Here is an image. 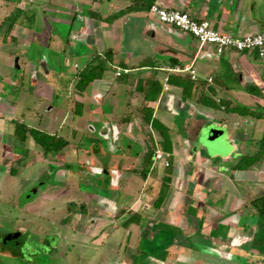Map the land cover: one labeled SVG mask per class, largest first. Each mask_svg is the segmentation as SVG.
I'll return each mask as SVG.
<instances>
[{
  "label": "crops",
  "instance_id": "0c3cea01",
  "mask_svg": "<svg viewBox=\"0 0 264 264\" xmlns=\"http://www.w3.org/2000/svg\"><path fill=\"white\" fill-rule=\"evenodd\" d=\"M108 2L112 4L111 1ZM108 2L106 0L98 2L103 17L135 4L137 1L120 0V3H115L117 7L108 6ZM154 3L168 9L188 12L195 19H208L215 29L233 35H245L264 29V0H154ZM85 5L88 11L82 14L75 9L71 11L68 7L67 12H70L73 20L69 23L65 22L69 36L66 45L61 44L60 46L59 44L58 48L63 52L64 62L68 65L69 56H76L79 53L76 47L84 45L92 49V52L83 54L86 55L87 61L96 54L104 57L105 51L111 50L113 53L111 65L114 69L116 67L129 68L130 72L119 77L115 73L114 80L107 78L104 72L102 77L92 81L82 93L69 91V99H75L81 106H84L83 114L87 116L89 123L84 133L86 129L88 133V130H92L91 136L90 134L84 135L88 140L91 139V147L89 149L80 148V150L85 153L90 150L95 157L100 159L98 167H101V174L93 175V178L100 179V183L98 180L97 182L82 180L83 183L90 184V186L92 184L94 188L105 187L122 191L115 201L99 195L101 201L104 199L115 205H120L124 200H129L127 205L132 201L133 204L139 201L142 192L132 196L133 190L125 183L126 174L136 177L138 182L139 176L143 178L139 172H136V169L142 166L150 139L154 141L156 150L165 151L160 133L152 129L150 124L143 119L141 120L148 129L146 135L148 137L143 140L145 148L142 147L143 145L140 146L135 139L124 134L123 130L130 129L135 124L137 119L134 118L135 112L139 111V106H151L154 110L153 114L169 128L173 145L171 156L175 159L180 148L183 152H181L180 161L172 159L174 162H172L171 177L174 187L170 195L171 187H169L160 207H155L154 203H146L139 210L129 207L128 211H131V215L139 214L142 219L139 224L134 222L127 227L121 226L126 229L123 233L118 230L105 229L102 233H93L89 230L83 235H88L91 241H97L99 247L102 248L107 241L114 240L113 244L117 249L114 250L116 251L114 253L115 262H127V258H130V264H197V262L236 264L230 258L223 259L219 256L220 252L245 254L251 245H247L244 240L242 243L241 241L236 243L235 240L242 238L247 240V235L250 236L252 233L247 229L250 228L248 222L235 225L236 217L240 215V212L231 210L235 206H244L245 201L239 204L234 201L230 203L232 208L226 209L227 199L230 196L235 197L239 194V197H242L251 193L254 185H264V159L247 169L227 170L228 166L235 163L241 155L252 153L251 144L258 141L264 132V119L257 120L248 114L226 113L213 109L198 102L196 97L203 90L206 96L217 101L221 99L229 101L232 105L263 108L264 59H260L253 52L228 51L218 55L213 48L206 46L201 48L193 34L156 20L153 17L156 15L146 8L107 21L96 19L89 14L91 1ZM71 7L74 8L75 3L71 4ZM21 38L17 34V41L25 40ZM108 41L111 42L108 43ZM24 42L26 46L28 41ZM93 50L96 52L94 53ZM146 58H149V66H141ZM28 59L26 62L35 64ZM172 60L177 61L176 65L193 63L198 71L199 78L190 79L198 82L199 85H195L191 90V95L187 97H183V88L171 82L170 79L172 76H190L185 72H168L167 68L176 66L171 64ZM41 66L44 70L49 69L46 62ZM153 75L161 81L162 88L156 99L148 100L144 93L138 90L137 85L140 79L145 80ZM167 76L168 81L165 80ZM61 77L63 78V74ZM210 77H212L211 82L208 80ZM22 84L24 85V80ZM59 88L64 89L63 86ZM52 90L54 91L53 88ZM91 106H99V109L96 108L93 111ZM131 106L137 107L133 110ZM120 111L123 115L119 118L117 113ZM114 112L116 119H113ZM83 114L81 112L80 116ZM93 120L99 123V132L97 129H92L93 125L90 123ZM206 125L212 126L207 140L209 142L221 140L226 148H229V155L215 156V152L218 151L203 150L199 139ZM58 127L61 128L60 125ZM81 127V121H79L72 130H81L83 128ZM110 128V133H108ZM56 130L59 129L56 128ZM113 131L116 133L113 134ZM99 137L108 140L110 144L113 142V148L105 149ZM130 142L133 143L132 146L128 145ZM95 144L98 145L95 147ZM65 148L61 152H64ZM228 158L232 161L227 160ZM187 159L194 161L189 168L186 164L189 163ZM199 162L205 166L201 168ZM73 166L75 167V164ZM131 167L133 172L128 170ZM155 167L160 170L158 175L166 170L161 162L155 161L153 157L151 170L147 177L143 178L144 182H147L149 177L151 178L150 171ZM56 168L58 169L55 164H52L51 174L56 171ZM200 171L203 173L202 178ZM80 174L85 177V172H80ZM196 176H200V179H195ZM154 178V180L162 179L160 176H154ZM93 194L97 193L87 192L88 196H93ZM146 197L143 196L144 199ZM215 208L219 209V215L216 214L215 211L218 210ZM204 211L207 212L206 216ZM145 222L150 225L148 230H145ZM219 224H222V227ZM240 229L244 230L241 232ZM170 231L176 235V241L173 243L169 241ZM222 233L225 234L222 235ZM110 253L109 250H105L100 253V256L104 259ZM96 256L97 250L95 249L90 257L95 259ZM249 259L248 262L242 260L240 264H253V259ZM103 261L106 262L107 259Z\"/></svg>",
  "mask_w": 264,
  "mask_h": 264
},
{
  "label": "rangeland",
  "instance_id": "374dc122",
  "mask_svg": "<svg viewBox=\"0 0 264 264\" xmlns=\"http://www.w3.org/2000/svg\"><path fill=\"white\" fill-rule=\"evenodd\" d=\"M89 1L92 2L91 8L100 7L98 0H75V2L73 0L21 1L20 6L25 7V10L30 14L34 13L33 20L21 18L16 27L18 37L28 41L26 46L25 40L22 38L21 42L14 40H9L8 43L3 44L0 42V264H130V258H127V262H115L114 253L116 251L114 252V250L117 249L113 244L114 240L107 241L102 248L99 247L97 241H91L88 235L84 236L83 234L89 230L93 233H102L105 229L118 230L123 233L126 229L121 228L122 222L131 215L128 208L139 210L146 203H154L157 197L161 179L154 180V176L162 178L165 173L162 172L158 175V171H160L158 167L150 171L151 178L149 177L147 182H144L145 179L143 180L140 176L138 182L136 177H130L126 174L125 178L127 179L124 180L126 185L133 190L132 196L142 192L139 203L133 204V201H130L131 203L127 205L129 200H124L120 205H115L104 199L101 201L99 195H104L115 201L122 191L105 187L94 188L92 184L90 186V184L83 183V181L97 182V180L100 183V179L93 178L94 174H101V167H98L100 159L95 157L90 150L87 153L80 150V148L89 149L91 147V139L88 140L86 136L87 134L91 136L92 130H88V133L86 129V133H84L89 124L87 116L85 117L83 114L84 106H82L83 115L80 116L75 112L77 110H75L76 100L69 99L68 95L70 90L76 91L75 84L78 77L75 75L87 62L86 55H83L84 52H92V49L84 45L77 46L79 53L76 56H69V64L67 65L63 60V52L58 48L59 44L60 46L61 44L66 45L69 36L68 26L65 22L69 23L73 20L70 12H67L69 11L68 7L71 11L75 9L81 14L82 12L86 13L87 6L85 4ZM106 1L112 2V4L108 2V6L117 7L115 3L120 0ZM73 3H75L74 8L71 7ZM16 4V1L6 3L0 0V20ZM153 17L159 20L157 16ZM48 43L49 46H47ZM95 48L97 49V47ZM65 50L69 51L68 48ZM27 59L35 64H29L26 62ZM42 62H46L51 71L49 69L44 70L41 66ZM104 72L107 78L114 80L115 69L113 65L107 64ZM62 74L63 78L61 77ZM23 80L24 85L22 84ZM60 86H63L64 89L61 90ZM91 107L93 111L96 108L99 109V106ZM135 107L137 106L130 108L134 110ZM219 110L225 111L224 106ZM122 115V111L117 113L119 118ZM115 116L116 113L114 112L113 119H116ZM14 118H20L31 126L49 132L58 131L61 136L70 139V145L65 148L64 152L54 156H44L41 147L35 144L31 138L26 141H19L15 137L12 122ZM134 118L139 120L136 119L132 128H126L123 131L126 136L135 139L142 146L143 140L148 137L146 136L148 129L145 128L146 124L141 120L139 111L135 112ZM79 121H81L83 128L73 131L72 128ZM90 124L94 127L92 129L98 130L99 123L96 120ZM59 125L61 128L58 127ZM89 128L91 129V126ZM211 128V125L205 126L200 135L199 144L203 146V150L218 151L215 152V156L229 155V148H226L221 140L217 139L213 142L207 140ZM110 130L111 128L108 133ZM115 133L116 131H113V134ZM85 134L86 136H84ZM156 137L158 138L157 135ZM99 138L105 149H108L107 147L113 148V142L110 144L108 140ZM96 145L98 144L94 146L96 147ZM142 147L145 148V145ZM255 148V143L251 144V149L254 150ZM181 152H183L182 148L176 153L177 162L180 161ZM171 158L174 159L173 156ZM187 160H189V163H186L189 168L194 161ZM227 160L232 161L231 158ZM52 161L53 163H51ZM172 162L174 161L172 160ZM52 164L58 167L53 174L49 173ZM199 164L202 166L201 168L205 166L202 162ZM161 165L164 167V164L161 163ZM142 168L143 166L140 165L136 172L141 174ZM128 170L133 172L132 167ZM80 172H85V177H82ZM200 175L202 178L203 173L201 171ZM196 178L199 180L200 176H196ZM170 184L169 195L174 187L173 181ZM263 188V184L254 185L253 191L240 196L241 198L239 194L235 197L232 194L233 197L230 196L231 198L228 197L227 199L226 209H229L230 203L234 201L238 204L245 201L244 206L231 207V210L246 216L247 212L245 213L243 210L246 208V211L249 212V202L259 196L263 192ZM93 191L98 195H87V192ZM143 196H147L146 199ZM127 197L130 198V196ZM237 198L238 200H236ZM70 202L84 203L86 211L83 212L79 208L69 210L68 204ZM215 209L218 210L215 211L217 214L219 209ZM223 210L224 208L222 211L220 209L221 212ZM206 214L207 212L204 211L205 216ZM148 224L145 222V230L150 228ZM135 229L138 230V228ZM247 229L251 230L250 228ZM243 230L240 229L241 232ZM224 234L222 233V235ZM246 238L248 239L242 238L235 240V242L241 241L242 243L244 240L248 245L252 241V234L247 235ZM97 240L100 241V239ZM95 249L97 256L92 259L90 255ZM250 249L246 250L245 254H240L246 262L250 260L249 258L258 257L254 253L256 250ZM105 250L111 252L110 255L105 256L106 262L103 261L105 258L100 256V253ZM253 263L258 264V262ZM197 264H201V262H197Z\"/></svg>",
  "mask_w": 264,
  "mask_h": 264
},
{
  "label": "trees",
  "instance_id": "16d2710c",
  "mask_svg": "<svg viewBox=\"0 0 264 264\" xmlns=\"http://www.w3.org/2000/svg\"><path fill=\"white\" fill-rule=\"evenodd\" d=\"M6 3L14 2L16 1L17 4L10 10L8 14H6L1 20H0V42L1 43H8L9 40L17 41V32L16 27L19 24V20L21 18H25L27 20H33L34 19V13L30 14L27 12L22 6H20L21 0H2ZM103 1V0H98ZM137 2L135 4L128 5L119 11L109 14L108 16L103 17L99 6L97 8H91L89 7V14L96 18V19H104L107 21L114 20L118 17L124 16L132 11H137L139 9H149L150 6L154 3V0H136ZM112 57L113 53L111 50H106L104 53V57H101L99 54H96L92 56L85 65L76 73V77H78V80L75 84L76 91L78 93H82L83 90L95 79L102 77L107 64L112 63ZM149 58H146L143 60L141 66H149ZM177 61L172 60L171 64L176 65ZM153 66V65H151ZM171 82L179 84L183 88V97H187L188 95H191V90L195 85H199L198 82H195L190 79L188 76H172L170 79ZM137 88L139 91L144 93V96L148 100H154L156 99L157 95L160 93L162 84L159 79H157L154 75L150 76L149 78L143 80L140 79L137 85ZM258 93H260V90H258ZM260 95V94H258ZM197 101L207 105L213 109H220L224 106V109L226 113L228 112H237L242 115H250L254 119H264V107H249V106H243V105H232L227 100H221L217 101L213 98L206 96L204 94V91L201 90L199 92L198 96L196 97ZM75 112L77 114H81L82 112V106L78 101L75 103ZM139 112L141 114V118L146 121L152 129L158 131L162 137L163 140V148L166 152H168L170 155H172L173 151V145L172 141L169 135V128L166 124H164L157 116H155L154 110L151 106H139ZM14 124V135L19 141H26L28 138H31L35 144L39 145L42 149L44 156L49 155H56L60 153L66 146L70 144V139L63 137L60 135L59 132H49L47 130L40 129L38 127L29 126L24 120L20 118H14L12 120ZM151 141V142H150ZM147 145V150L144 154V158L142 161L143 168L141 169V175L143 178H146L148 175V172L150 170L151 164L153 162V157H155V150L156 146L152 139H150ZM133 143H129L128 145H131ZM256 148L252 151L250 154H244L241 155L237 161L233 164H230L228 166L227 171L232 170H243L247 169L257 163H259L261 160L264 159V132L261 136V138L255 142ZM132 146V145H131ZM15 156V154H14ZM171 162L168 166L165 167V174L163 178L160 180V187L157 194V197L154 201L155 207H160L163 203L166 194L168 192V189L170 187V183L172 181V158L170 156ZM51 173V169L49 171ZM249 212L243 210L245 213L247 212V215L241 216L238 215L236 217L235 225L243 224V223H249L252 233V241L250 245L252 246V249L256 250V254L258 257L253 258L255 262H258V264H264V190L263 192L251 199L249 202ZM75 208H79L81 211H86L84 203L77 204L76 202H70L68 204V209L72 210ZM239 217V218H238ZM142 216L136 213H133L128 219H126L125 222H123V226L127 227L131 223H137L139 224L141 222ZM222 224H219L220 227ZM171 237L169 238V241L172 243L176 241V235L174 232L170 231ZM194 246H196L193 243ZM218 256V255H217ZM219 256L224 258H230L232 259L236 264L242 263L241 260H243L240 256V254H232V253H225L220 252ZM231 260V261H232ZM254 262V261H253ZM254 264V263H253Z\"/></svg>",
  "mask_w": 264,
  "mask_h": 264
},
{
  "label": "built area",
  "instance_id": "2783aa9c",
  "mask_svg": "<svg viewBox=\"0 0 264 264\" xmlns=\"http://www.w3.org/2000/svg\"><path fill=\"white\" fill-rule=\"evenodd\" d=\"M27 1V0H21ZM149 12L156 15L163 23L174 26L182 31L193 34L200 47L213 48L218 55L228 51L253 52L260 59H264V29L245 35H233L215 29L208 19H195L188 12L178 9H168L158 3H153ZM116 76H122L130 72L129 68H115ZM168 72H185L191 79L197 80L199 74L193 63L176 65L167 68ZM168 81V76L165 77ZM212 81V77L208 79ZM170 154L161 149L155 152L154 160L161 162L164 166L170 164Z\"/></svg>",
  "mask_w": 264,
  "mask_h": 264
},
{
  "label": "flooded vegetation",
  "instance_id": "af4514ba",
  "mask_svg": "<svg viewBox=\"0 0 264 264\" xmlns=\"http://www.w3.org/2000/svg\"><path fill=\"white\" fill-rule=\"evenodd\" d=\"M250 229H252V227L250 228ZM251 231V230H250ZM252 232V231H251Z\"/></svg>",
  "mask_w": 264,
  "mask_h": 264
}]
</instances>
